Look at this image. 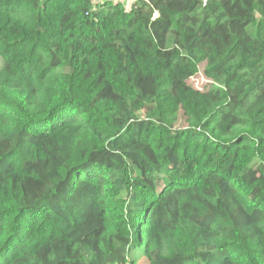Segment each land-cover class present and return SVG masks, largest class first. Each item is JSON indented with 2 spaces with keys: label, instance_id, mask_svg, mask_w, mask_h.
<instances>
[{
  "label": "trees",
  "instance_id": "obj_1",
  "mask_svg": "<svg viewBox=\"0 0 264 264\" xmlns=\"http://www.w3.org/2000/svg\"><path fill=\"white\" fill-rule=\"evenodd\" d=\"M129 5L0 0V264H264V0Z\"/></svg>",
  "mask_w": 264,
  "mask_h": 264
},
{
  "label": "rangeland",
  "instance_id": "obj_2",
  "mask_svg": "<svg viewBox=\"0 0 264 264\" xmlns=\"http://www.w3.org/2000/svg\"><path fill=\"white\" fill-rule=\"evenodd\" d=\"M125 6H130L129 3H124ZM203 66L204 65H201V70L203 69ZM202 73L200 72V74H198L192 81H191V84L194 86V87H199L201 88L204 83L206 82L205 79L203 78V76L201 75ZM181 124H183V120L181 122Z\"/></svg>",
  "mask_w": 264,
  "mask_h": 264
},
{
  "label": "built area",
  "instance_id": "obj_3",
  "mask_svg": "<svg viewBox=\"0 0 264 264\" xmlns=\"http://www.w3.org/2000/svg\"><path fill=\"white\" fill-rule=\"evenodd\" d=\"M107 1H108V2L110 1V2H113V3H114V2H115V3H116V2H117V3H118V2H119V3H130V2H133V1H135V0H96V3L101 4L102 2H107Z\"/></svg>",
  "mask_w": 264,
  "mask_h": 264
}]
</instances>
